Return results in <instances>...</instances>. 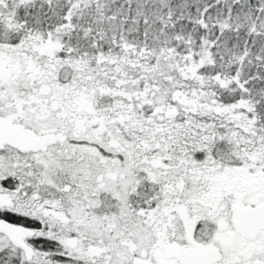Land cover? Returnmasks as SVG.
<instances>
[{
	"label": "snow or ice",
	"instance_id": "snow-or-ice-1",
	"mask_svg": "<svg viewBox=\"0 0 264 264\" xmlns=\"http://www.w3.org/2000/svg\"><path fill=\"white\" fill-rule=\"evenodd\" d=\"M0 264H264V0H0Z\"/></svg>",
	"mask_w": 264,
	"mask_h": 264
}]
</instances>
